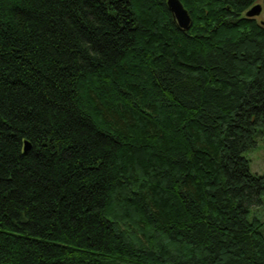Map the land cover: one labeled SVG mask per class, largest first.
I'll return each mask as SVG.
<instances>
[{
	"label": "trees",
	"instance_id": "trees-1",
	"mask_svg": "<svg viewBox=\"0 0 264 264\" xmlns=\"http://www.w3.org/2000/svg\"><path fill=\"white\" fill-rule=\"evenodd\" d=\"M180 1L0 0V264H264V0Z\"/></svg>",
	"mask_w": 264,
	"mask_h": 264
},
{
	"label": "water",
	"instance_id": "water-1",
	"mask_svg": "<svg viewBox=\"0 0 264 264\" xmlns=\"http://www.w3.org/2000/svg\"><path fill=\"white\" fill-rule=\"evenodd\" d=\"M167 5L170 12L173 14L175 21L177 22L179 28L187 32L190 30L192 26V18L189 12L185 9L182 2L180 0H167ZM263 13V6L262 4H256L248 12L246 16L248 18H255L260 16ZM264 26V21L262 22ZM31 145L29 142L25 143V151L30 150Z\"/></svg>",
	"mask_w": 264,
	"mask_h": 264
},
{
	"label": "rangeland",
	"instance_id": "rangeland-1",
	"mask_svg": "<svg viewBox=\"0 0 264 264\" xmlns=\"http://www.w3.org/2000/svg\"><path fill=\"white\" fill-rule=\"evenodd\" d=\"M257 19L263 22L264 13L258 16ZM245 156L250 160L251 171L255 174L264 176V136L261 133H258L256 144L245 153ZM254 211L260 214L264 219V203L261 207L255 208Z\"/></svg>",
	"mask_w": 264,
	"mask_h": 264
}]
</instances>
